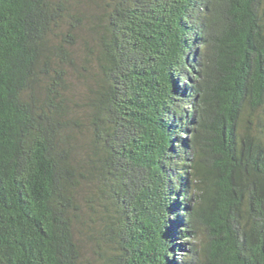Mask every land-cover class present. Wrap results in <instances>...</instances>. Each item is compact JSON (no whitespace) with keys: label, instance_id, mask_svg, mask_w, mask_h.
I'll return each instance as SVG.
<instances>
[{"label":"trees","instance_id":"trees-1","mask_svg":"<svg viewBox=\"0 0 264 264\" xmlns=\"http://www.w3.org/2000/svg\"><path fill=\"white\" fill-rule=\"evenodd\" d=\"M86 248L264 264V0H0V264Z\"/></svg>","mask_w":264,"mask_h":264},{"label":"rangeland","instance_id":"rangeland-1","mask_svg":"<svg viewBox=\"0 0 264 264\" xmlns=\"http://www.w3.org/2000/svg\"><path fill=\"white\" fill-rule=\"evenodd\" d=\"M187 241V240H186ZM86 250H87V256L90 258V260L94 263L95 261H94V255H93V253L91 252V250H88V248H86ZM177 255H179L180 256V254H177ZM95 264V263H94Z\"/></svg>","mask_w":264,"mask_h":264}]
</instances>
